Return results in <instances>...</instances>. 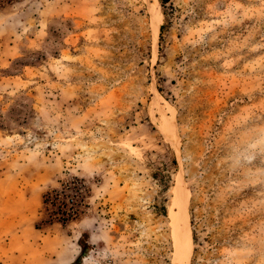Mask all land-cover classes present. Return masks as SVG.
<instances>
[{
	"label": "rangeland",
	"instance_id": "374dc122",
	"mask_svg": "<svg viewBox=\"0 0 264 264\" xmlns=\"http://www.w3.org/2000/svg\"><path fill=\"white\" fill-rule=\"evenodd\" d=\"M0 18L27 26L0 35V264H83L88 215L115 264H264V0H0Z\"/></svg>",
	"mask_w": 264,
	"mask_h": 264
},
{
	"label": "clouds",
	"instance_id": "9594fccd",
	"mask_svg": "<svg viewBox=\"0 0 264 264\" xmlns=\"http://www.w3.org/2000/svg\"><path fill=\"white\" fill-rule=\"evenodd\" d=\"M26 27L22 19L14 24H8L3 22L2 18H0V35L7 34L9 31H23ZM252 159L254 160L255 157ZM81 177L90 178L86 174ZM78 225L79 227L76 229V232L79 235H77L73 241L76 249H78V239L84 232L89 233L88 243L95 246L89 252L88 256L85 257L83 264H107L109 260L113 261L115 264L117 256L115 252L107 248L106 232L102 228L98 218L91 215L82 217L81 220L78 221ZM100 245H105V247L101 248ZM76 255H78V250L73 251L71 255L65 257L63 259V264H73V259Z\"/></svg>",
	"mask_w": 264,
	"mask_h": 264
},
{
	"label": "bare ground",
	"instance_id": "6f19581e",
	"mask_svg": "<svg viewBox=\"0 0 264 264\" xmlns=\"http://www.w3.org/2000/svg\"><path fill=\"white\" fill-rule=\"evenodd\" d=\"M181 217H182L181 220H175L176 222H174V225L176 228L175 234L177 236L176 237L177 252H179V255H181L183 251H185V254H186V251L190 249L189 248L190 236L188 233V226H187L188 217H187L186 212H184Z\"/></svg>",
	"mask_w": 264,
	"mask_h": 264
},
{
	"label": "trees",
	"instance_id": "16d2710c",
	"mask_svg": "<svg viewBox=\"0 0 264 264\" xmlns=\"http://www.w3.org/2000/svg\"><path fill=\"white\" fill-rule=\"evenodd\" d=\"M159 1H160L161 5L164 6V4L167 3L168 0H159ZM47 197H48V196H47ZM56 197H58V196H56ZM44 203H45L48 207H50V206L53 207V205H55V199H53V200H52V199H50V200L48 199L47 201L44 200ZM52 207H50V210H51V211H52V209H53ZM58 208H59V209H62V204H59V205H58ZM61 213H62V215H65L64 217H66V219H67L68 216H72V213H69V212H66V213H64V214H63V212H61ZM68 213H69V214H68ZM64 219H65V218H62V220L60 219L62 224H63L64 222H66V220H64ZM73 264H78V262L76 261V262H74Z\"/></svg>",
	"mask_w": 264,
	"mask_h": 264
}]
</instances>
